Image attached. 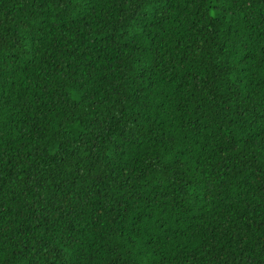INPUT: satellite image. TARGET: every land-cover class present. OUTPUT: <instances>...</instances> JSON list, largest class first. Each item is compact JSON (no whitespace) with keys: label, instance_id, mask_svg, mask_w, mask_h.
<instances>
[{"label":"trees","instance_id":"obj_1","mask_svg":"<svg viewBox=\"0 0 264 264\" xmlns=\"http://www.w3.org/2000/svg\"><path fill=\"white\" fill-rule=\"evenodd\" d=\"M0 264H264V0H0Z\"/></svg>","mask_w":264,"mask_h":264}]
</instances>
